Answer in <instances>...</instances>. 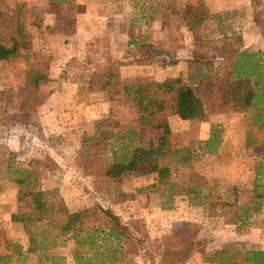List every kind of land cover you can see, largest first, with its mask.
<instances>
[{
	"label": "rangeland",
	"instance_id": "obj_1",
	"mask_svg": "<svg viewBox=\"0 0 264 264\" xmlns=\"http://www.w3.org/2000/svg\"><path fill=\"white\" fill-rule=\"evenodd\" d=\"M77 2L79 10L88 4L85 0ZM194 2L125 0L106 6L104 0H94L98 6L103 3L95 7L103 21L88 20L93 23V33L90 27L66 16L55 3H27L30 14L35 9L41 15L42 34L22 41L27 46L19 48L23 56L0 60V255H11L8 264H34L37 253L33 237L20 224L10 221L16 206V186L6 177L7 163L22 167L29 164L43 187L57 188L69 210L98 203L112 208L123 220H139L145 238L142 245L133 239L122 242L129 257L126 264H153L146 252L150 243L183 233L200 242L184 264H220V255H211L220 250L239 253L264 249V178L257 176L254 180V166H259V170L264 166V132L255 133L249 120L252 109L219 106L205 121L176 116L129 120L133 126L166 123L173 146H190L194 155L190 170L201 175L225 202L232 204L236 199L238 219L234 223L225 220L230 209L209 208L184 194L169 196L162 189L147 188L154 174L146 160L139 161L133 171L117 180L94 179L85 174V139L97 133L111 105L103 93H88L85 89L94 64L120 60L124 83L178 75L191 82L190 76L199 73L191 60L193 43L233 33L240 36L242 48L257 51L263 57L264 51L259 48L264 39V0H202L209 16L197 27L187 29L184 17L188 5ZM9 8L10 0H0V41L7 43L14 32ZM161 15L167 17L164 28L159 26ZM82 23L89 25L86 20ZM95 33L99 35L93 37ZM140 35L144 43L137 45L134 53L135 46L126 42ZM168 40L170 57L154 58L149 66L128 63L133 54L149 44ZM33 53L40 57L35 60ZM222 55L215 52L213 63L218 65ZM36 62L49 75L38 86V104L21 95L24 71ZM192 86L196 94H202V86ZM211 125L220 129V144L215 153L206 154L198 145L209 135ZM114 143L111 141L109 148ZM32 160L38 162L33 164ZM186 170L182 168L180 172ZM257 191L262 192L259 199L253 197ZM72 247V242L67 241L49 249L55 257L43 259L42 263L76 264Z\"/></svg>",
	"mask_w": 264,
	"mask_h": 264
},
{
	"label": "trees",
	"instance_id": "obj_2",
	"mask_svg": "<svg viewBox=\"0 0 264 264\" xmlns=\"http://www.w3.org/2000/svg\"><path fill=\"white\" fill-rule=\"evenodd\" d=\"M48 1L64 9L66 16H73L78 7L74 0ZM9 11V23L14 32L8 38L10 46L0 43V60L23 56L19 48L27 47L22 44L24 40L35 39L42 34L40 13L27 15L22 3H17ZM208 16L202 0H195L188 5L184 24L187 29H193ZM167 23V17L161 15L159 26L164 28ZM170 46L169 40L168 43L149 44L133 54L134 58L128 63L149 64L159 56L168 58ZM215 52L223 54L218 65L213 63ZM32 56L36 60L40 54L33 53ZM191 60L199 70L198 74L190 76L191 82L178 75L124 83L120 76L123 64L120 60L94 64L90 68L85 89L88 93H103L111 105L97 133L85 139V174L94 179L117 180L133 171L139 161L146 160L149 171L154 174L147 188L154 191L162 189L169 196L184 194L209 208L230 209L225 220L234 223L238 219L236 199L232 204L225 202L201 175L190 170L194 156L190 146H173L166 123L133 126L129 122L130 119L163 116L205 121L217 107L230 105L252 109L249 120L255 127V133L264 132V58L257 51L242 48L240 36L233 33L222 35L217 40H196ZM48 76L40 62L26 69L21 89L23 98L38 104V86L47 81ZM193 83L202 86V94L195 93ZM219 134L220 129L211 125L209 135L198 145L203 153L217 151ZM111 141L115 143L109 148ZM32 161L33 164L38 162ZM10 164L5 166L6 177L16 186V206L9 218L33 237L37 253L34 264H44L43 259L54 258L49 249L62 246L67 241L73 244L72 257L76 264H126L129 257L123 251L122 242L133 239L141 244L144 241L145 232L139 220H123L112 208L98 203L69 210L57 188L43 187L29 164L26 167ZM182 168L187 170L180 172ZM254 172V180L258 179L257 176L264 178V166L262 170L254 166ZM253 197L261 198L262 192H255ZM199 244L189 234L166 235L152 241L146 252L153 264H184L191 253L197 251ZM16 253L18 256L21 254L19 250ZM216 254L220 255V264H264V249L239 253L220 250L211 255ZM10 256L0 255V264H8Z\"/></svg>",
	"mask_w": 264,
	"mask_h": 264
},
{
	"label": "crops",
	"instance_id": "obj_3",
	"mask_svg": "<svg viewBox=\"0 0 264 264\" xmlns=\"http://www.w3.org/2000/svg\"><path fill=\"white\" fill-rule=\"evenodd\" d=\"M11 1V8H13L17 3H22L23 5H24V7H25V10H26V12H27V15H29V16H31V15H34V14H36L37 13V10H35L34 9V12H33V14H30L28 11H27V3H29L31 0H10ZM45 1H47V0H45ZM105 1V3H106V6H108V5H111L112 3H114V2H124L125 0H104ZM75 2V4L76 5H78V7L76 8V11H75V13H74V15L73 16H71V17H73L75 20H77L78 22H80L81 23V26H84V27H90V30H91V32L94 30V28H93V26H92V21H88V20H95V22H98V23H101L102 21H103V19L102 20H99V17H100V15H99V11H97L96 9H95V7L97 6V7H99V6H102L103 5V3L101 4V5H99L98 6V4H96V3H93L94 2V0H85V5L87 4V2H88V4L86 5V7L84 8L83 7V9H81V10H79V8H80V6H79V3L77 2V0H75L74 1ZM101 2V1H100ZM99 2V3H100ZM104 3V4H105ZM10 9V8H9ZM93 17H94V19H93ZM109 18V17H108ZM83 20H86L87 21V23L89 24L88 26H85L86 24H84V23H82L83 22ZM97 24L95 23V26H96ZM100 25V24H99ZM99 25H97V26H99ZM93 33V32H92ZM97 35H99L98 33H95V35L93 36V37H95V36H97ZM143 39H142V36L140 35L138 38H136V37H134V38H132V39H130V40H128L127 42H126V45L127 44H129V43H132L135 47H134V53H135V50H136V48H137V45H139V44H142V41ZM0 43L1 44H4V45H7V46H10V44H11V42H10V40H9V43H7V42H2V41H0ZM144 43V42H143ZM86 49V48H85ZM259 49H261L262 51H264V39H263V47H260ZM263 57H264V55H263ZM13 58V57H12ZM166 57L165 56H159V57H157V59L156 60H158V59H161V60H164ZM9 59H11V58H9ZM126 59H129V58H126ZM8 60V59H7ZM154 62V61H153ZM152 62V63H153ZM152 63H149V64H135V63H133V64H131V65H134V66H149L150 64H152Z\"/></svg>",
	"mask_w": 264,
	"mask_h": 264
}]
</instances>
